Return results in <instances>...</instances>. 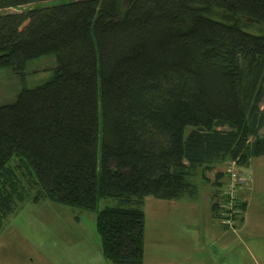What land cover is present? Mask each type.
<instances>
[{
    "label": "trees",
    "instance_id": "1",
    "mask_svg": "<svg viewBox=\"0 0 264 264\" xmlns=\"http://www.w3.org/2000/svg\"><path fill=\"white\" fill-rule=\"evenodd\" d=\"M49 55L0 103V229L49 201L95 213L107 262L142 264L147 197L264 156V0H0V69Z\"/></svg>",
    "mask_w": 264,
    "mask_h": 264
},
{
    "label": "crops",
    "instance_id": "2",
    "mask_svg": "<svg viewBox=\"0 0 264 264\" xmlns=\"http://www.w3.org/2000/svg\"><path fill=\"white\" fill-rule=\"evenodd\" d=\"M240 169L248 182L238 193L244 212L233 230L222 227L212 212L223 172L218 182L200 183L192 198L145 199L142 264H264V156L251 158ZM72 218L58 219L66 230L61 228L52 251L43 243L29 250L14 246L11 239L19 237L6 222L0 229V264H111L103 257L100 240L74 229L78 218Z\"/></svg>",
    "mask_w": 264,
    "mask_h": 264
},
{
    "label": "rangeland",
    "instance_id": "3",
    "mask_svg": "<svg viewBox=\"0 0 264 264\" xmlns=\"http://www.w3.org/2000/svg\"><path fill=\"white\" fill-rule=\"evenodd\" d=\"M25 7L30 8L33 5ZM17 10L11 9L7 11ZM53 66V55L31 61L27 64L26 76L23 80H19L16 76L12 75L9 69H0V103L11 101L21 88H34L49 80L52 76ZM261 107L264 109V100ZM260 133L264 134V129H261ZM225 166L226 163L219 164L214 168V171L206 173L208 180H215V173L221 174ZM146 199L148 202L155 200L153 197H147ZM114 205V200H101L99 202V209ZM146 211L149 216L150 211ZM75 216L78 218V222L77 224L74 223L77 225L74 229L86 232L89 235V239L94 238L98 241L99 238L95 231V213L43 201L37 205L26 203L16 213L10 216L7 222L16 230L17 236L20 238H16V241L12 238L10 242L16 247H21L23 250H29V247L34 248L38 244L43 243L46 249L51 248L49 251H52L54 249L53 243L61 238L63 234L61 228L66 230L65 223L63 228V224L58 219L62 220L64 218V221L72 222V217Z\"/></svg>",
    "mask_w": 264,
    "mask_h": 264
},
{
    "label": "built area",
    "instance_id": "4",
    "mask_svg": "<svg viewBox=\"0 0 264 264\" xmlns=\"http://www.w3.org/2000/svg\"><path fill=\"white\" fill-rule=\"evenodd\" d=\"M247 182L248 178L243 174L236 160L227 161L217 210L213 214L215 220L222 227L231 230L236 228L238 219L243 213L240 208L242 202L238 197V193Z\"/></svg>",
    "mask_w": 264,
    "mask_h": 264
}]
</instances>
